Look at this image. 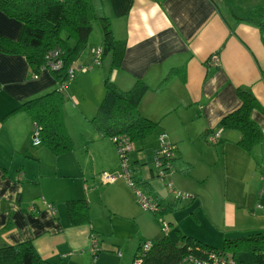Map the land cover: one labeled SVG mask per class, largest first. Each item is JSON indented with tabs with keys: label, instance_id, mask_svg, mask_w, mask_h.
<instances>
[{
	"label": "crops",
	"instance_id": "1",
	"mask_svg": "<svg viewBox=\"0 0 264 264\" xmlns=\"http://www.w3.org/2000/svg\"><path fill=\"white\" fill-rule=\"evenodd\" d=\"M239 2L250 4L238 10L236 0L228 3L223 0H102L101 13L109 19L114 38L125 42L124 58L120 68L110 70V57H106L95 66L98 70L83 73L73 86L85 81L89 86L87 81L93 82L95 100L100 101L106 77L121 91L130 90L137 80L142 81L149 91L139 109L143 116L157 123L155 129L159 130V136L165 134L167 141L177 147L179 158L183 160L180 144L185 141L209 144L204 135L217 131L220 132L217 145L220 152H214L223 157L240 138L237 131L218 127L223 116L240 106L237 88L247 87L258 101L260 109L254 110L251 118L264 133V34L246 23L236 24L233 30L227 24L233 25V13L243 10L238 16H245L250 10L264 6V0ZM19 30L17 21L0 12L1 36L15 41ZM100 47L101 43L98 47L89 46L76 65L91 66L93 51ZM213 55L218 57V65L211 63ZM166 79L168 82L161 87ZM56 87L48 71H42L34 79L23 56L0 53V244L29 241L47 262L94 264L92 256L88 255L90 227L70 226L68 217L66 221L63 219V210L55 206L66 197L62 202L65 206L66 200L76 198L71 196L76 191L63 196H57V192H47V195L45 191L44 180L50 178V171L55 178L61 177L59 174L67 175L65 154L55 157L51 167L44 166L42 158L47 150L41 145H32L34 127L30 117L24 110L10 114ZM70 89L72 97L69 98L67 89V99L73 100L75 109L80 107L82 111L79 94L74 88ZM250 155L256 160L264 157V140ZM262 165H259L260 176L264 172ZM82 187L86 189L87 185ZM154 193L164 197L157 191ZM193 196L196 200L197 196ZM168 201L178 205L176 211L195 202L180 205L171 196ZM47 204L53 206L52 211ZM242 205L250 207L251 203ZM258 206L259 210L264 209ZM209 214L207 210L203 212L208 219ZM223 222L233 224L234 220L224 218ZM93 230L99 229L93 227ZM237 255L234 258L238 259ZM105 256L117 259L111 253H104L95 264H102Z\"/></svg>",
	"mask_w": 264,
	"mask_h": 264
},
{
	"label": "trees",
	"instance_id": "2",
	"mask_svg": "<svg viewBox=\"0 0 264 264\" xmlns=\"http://www.w3.org/2000/svg\"><path fill=\"white\" fill-rule=\"evenodd\" d=\"M101 2L102 0H0V12L20 24L19 35L15 41L0 35V53L23 56L33 76H38L46 70L57 83L54 90L25 102L10 114L24 110L33 122L39 145L55 157L74 150L63 115L67 89L71 82L68 70L85 51L94 23L99 25L102 33L100 61L110 57L111 70L120 68L124 58L125 42L114 38L109 19L101 13ZM232 16L233 25L227 22L231 30L238 23H246L255 26L264 34V6L250 10L245 16L234 13ZM53 63L60 64L59 68L51 69L49 64ZM167 82L168 79L160 86ZM61 86L64 88L61 89ZM103 86L104 97L96 116L90 121L91 125L97 130L100 138H109L116 149L119 148L117 144L119 139L133 148L137 144H142L157 127V123L143 116L139 109L141 100L149 91L148 86L137 80L130 90L121 91L108 77L105 78ZM236 95L240 106L223 116L218 127L237 131L240 138L236 146L250 154L253 148L264 140V133L251 118V113L259 110L260 106L247 87L237 88ZM213 133H206L204 135L206 140L207 136ZM158 148L153 150V164H157V173L164 170L167 165L160 159ZM174 148L175 155L170 159L173 175L179 171L181 175L189 177L193 166L179 158L175 145ZM118 156H121L120 153ZM127 156L128 153H125L124 157L119 158L120 161L124 158L127 161L131 187L135 193H142L156 206L157 212L153 214L164 215L176 211L178 205L169 202L168 197H160L154 193L155 190L148 180L139 179V169L135 165L137 161L128 162ZM263 174L264 172L261 173ZM187 196L188 199L181 202L190 204L195 200V196ZM65 208L70 226H91L90 206L86 199L66 200ZM90 231L93 229L90 228ZM91 235H94L93 232ZM97 251H100L99 244ZM211 252L230 257H235L238 253L251 252L255 264H264V232L224 240L220 249L185 234L176 240L168 235H164L159 241H145L139 237L131 264H180L188 256H206ZM95 257L96 253L92 259ZM0 264L55 263L42 259L33 244L25 241L15 245L0 244Z\"/></svg>",
	"mask_w": 264,
	"mask_h": 264
},
{
	"label": "rangeland",
	"instance_id": "3",
	"mask_svg": "<svg viewBox=\"0 0 264 264\" xmlns=\"http://www.w3.org/2000/svg\"><path fill=\"white\" fill-rule=\"evenodd\" d=\"M239 1L242 0H236L238 10L250 4ZM243 13L242 10L237 15ZM100 43L102 33L99 25L94 23L85 51L89 50V46L98 47ZM98 69V66L94 67L89 73ZM82 75L83 73L76 72L75 79L68 86V93L71 98L73 91L69 88L72 87L79 94L77 98L83 112L79 106V109H75L73 100L67 98L63 107L66 130L74 149L63 156L64 161H67V175L59 174L61 177L55 178L53 171H50V178L44 180V184L46 194L57 192V196H63L65 193L73 194L71 191L75 190L76 194L71 196L88 201L90 218L93 220L89 227L100 230L92 231L100 244L94 264L104 253H111L117 259L105 256L102 264H131L138 237L145 241H159L163 238L165 234L161 229V221L166 223L169 230L167 235L173 240L177 235L180 237L185 234L197 237L196 239L218 249L222 248L224 240L264 232V209L259 210L260 207H257L258 204L264 207V194L261 193L264 191V184L259 179V165L264 163V157L256 160L252 155L240 152L236 146H231L222 157L214 152L220 146L195 141H185L179 145L183 160L193 166V171L190 177L175 173L168 180L183 194H195L197 198L191 206L176 212L154 215L150 210H143L138 194L125 178H120L111 185L105 183V175L122 174L121 161L113 142L109 138H100L90 123L96 116L104 90L98 101L95 100V90L91 87L95 86L93 82L87 81L89 86L85 84L86 81L73 86ZM158 136L159 130L155 129L142 144H137L128 152L127 160H137L135 165L139 169L138 177L149 179L155 191L170 200V190L165 180L157 176L156 166L153 164V150L160 145ZM46 153L42 158L43 165L51 167L56 158L50 152ZM84 184L87 185L86 189L82 187ZM65 199H61L55 206L63 210V219L66 221L67 211L62 203ZM245 202L251 203L250 207H244L242 204ZM203 210L210 213L209 219L203 215ZM224 218L234 220L233 224L224 223ZM88 253L91 255V247ZM237 258L235 260L239 264H255L251 252L238 253ZM57 263L68 264L63 261Z\"/></svg>",
	"mask_w": 264,
	"mask_h": 264
},
{
	"label": "built area",
	"instance_id": "4",
	"mask_svg": "<svg viewBox=\"0 0 264 264\" xmlns=\"http://www.w3.org/2000/svg\"><path fill=\"white\" fill-rule=\"evenodd\" d=\"M101 47L94 50L93 51V57H94V62L91 66H77V63H73L71 65V67L68 70V78L69 81H72L76 75V72H80V73H87L89 71H91L96 65H99L101 63L100 61V55H101ZM211 63L213 65H218L219 64V59L216 55H213L211 57ZM60 66V64H49V67L53 70L58 69ZM36 77L38 76H33L34 79H36ZM64 88L63 86H61V89ZM37 132L36 130L33 128V132H32V145L33 146H37L39 145L40 141L38 139L37 136ZM219 135L220 132L217 131L209 136H207V141L210 145H217L219 143ZM159 148H158V155L160 157V159H162V162L164 161L167 165L165 166L164 170H160L157 173V176L160 178H163V180H165L166 182V186L169 188L170 190V194L172 196V198L177 201V202H181L184 201L186 199H188V196L178 192L174 186H173V182L171 180H168V178L172 177L173 175V170L170 169V159L172 157H174L175 155V148L173 144H170L167 141V136L165 134L159 136ZM117 144L119 146V148L117 149L118 153H120L121 156L119 157H124L125 153L127 154L128 152L132 151L134 148L133 146H130L127 142H123L122 139H119L117 141ZM157 165V164H156ZM155 165V166H156ZM121 166H122V174L120 176L118 175H105L104 176V181L107 184H113L115 183L119 178H125L129 185L131 186L132 183L130 181V173L128 171V166H127V161L124 159L121 160ZM260 181L262 184H264V174L260 176ZM139 196L140 199V203H141V208L143 210H150L153 213L157 212V208L156 206L142 193L140 192H136ZM47 208L49 210H53V206L50 204H47ZM161 229L162 232L166 235L168 230V227L166 225V223L164 221H161ZM90 241H91V256H94L96 253V248L98 246V241L96 239V237L94 235L90 236ZM145 247H147V245H145ZM180 264H237L236 260L234 257H230V256H225V255H221V254H216L214 252L208 253L206 256H188L186 259H184L183 263Z\"/></svg>",
	"mask_w": 264,
	"mask_h": 264
},
{
	"label": "clouds",
	"instance_id": "5",
	"mask_svg": "<svg viewBox=\"0 0 264 264\" xmlns=\"http://www.w3.org/2000/svg\"><path fill=\"white\" fill-rule=\"evenodd\" d=\"M110 185V184H109ZM167 235V234H166Z\"/></svg>",
	"mask_w": 264,
	"mask_h": 264
}]
</instances>
